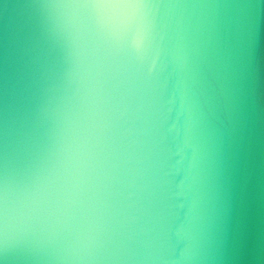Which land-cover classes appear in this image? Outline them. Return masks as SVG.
I'll list each match as a JSON object with an SVG mask.
<instances>
[{
	"label": "water",
	"instance_id": "water-1",
	"mask_svg": "<svg viewBox=\"0 0 264 264\" xmlns=\"http://www.w3.org/2000/svg\"><path fill=\"white\" fill-rule=\"evenodd\" d=\"M0 264H264V0H0Z\"/></svg>",
	"mask_w": 264,
	"mask_h": 264
}]
</instances>
